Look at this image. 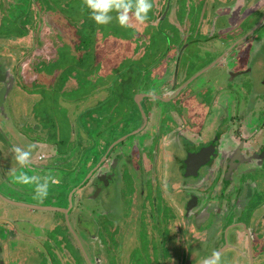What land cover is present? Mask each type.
Here are the masks:
<instances>
[{
  "label": "flooded vegetation",
  "instance_id": "flooded-vegetation-1",
  "mask_svg": "<svg viewBox=\"0 0 264 264\" xmlns=\"http://www.w3.org/2000/svg\"><path fill=\"white\" fill-rule=\"evenodd\" d=\"M150 3L0 0V264H264V0Z\"/></svg>",
  "mask_w": 264,
  "mask_h": 264
},
{
  "label": "clouds",
  "instance_id": "clouds-1",
  "mask_svg": "<svg viewBox=\"0 0 264 264\" xmlns=\"http://www.w3.org/2000/svg\"><path fill=\"white\" fill-rule=\"evenodd\" d=\"M86 6L90 10V16L92 20L98 24L103 25L109 23L112 16L109 13L113 10L117 11L116 19L121 26H127L129 10H132V14L138 23H143L147 18V13L151 8L150 0H86ZM12 153L15 156V160L20 167H24L28 164L30 152L28 150H22L20 147H12ZM26 180L35 181V177L25 178ZM35 195L43 199L48 195V179L45 177L43 182L35 183ZM201 264H220V253L213 250L211 254L201 261Z\"/></svg>",
  "mask_w": 264,
  "mask_h": 264
},
{
  "label": "rangeland",
  "instance_id": "rangeland-1",
  "mask_svg": "<svg viewBox=\"0 0 264 264\" xmlns=\"http://www.w3.org/2000/svg\"><path fill=\"white\" fill-rule=\"evenodd\" d=\"M154 48H155V50H163L164 49V47H163V45L162 44H156V45H154ZM217 72L215 71V70H211L210 72H208L206 75V78L204 77V79H203V81L205 82V81H208V80H213L214 78H215V76L217 75L216 74Z\"/></svg>",
  "mask_w": 264,
  "mask_h": 264
}]
</instances>
